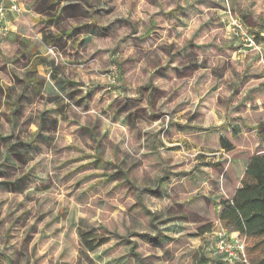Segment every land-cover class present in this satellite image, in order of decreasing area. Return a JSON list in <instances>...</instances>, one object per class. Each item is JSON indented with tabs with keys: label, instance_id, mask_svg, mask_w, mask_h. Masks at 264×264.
Masks as SVG:
<instances>
[{
	"label": "rangeland",
	"instance_id": "obj_1",
	"mask_svg": "<svg viewBox=\"0 0 264 264\" xmlns=\"http://www.w3.org/2000/svg\"><path fill=\"white\" fill-rule=\"evenodd\" d=\"M0 4L11 23L0 26V264L214 257L221 226L205 219L188 187L168 186L179 170L167 172L163 155L180 146L208 167L230 156L153 143L174 123L214 129L225 110L248 132L240 140L264 152V0ZM56 98L60 116L51 112ZM202 229L210 232L198 238ZM85 236L101 246L88 249Z\"/></svg>",
	"mask_w": 264,
	"mask_h": 264
},
{
	"label": "crops",
	"instance_id": "obj_2",
	"mask_svg": "<svg viewBox=\"0 0 264 264\" xmlns=\"http://www.w3.org/2000/svg\"><path fill=\"white\" fill-rule=\"evenodd\" d=\"M228 18L232 19L233 16H229ZM16 19L14 21H16ZM246 22V27H248V29H252L253 26L249 22ZM5 23L11 25L8 20ZM21 29H26L25 25H21ZM256 33L258 34V32ZM229 39L235 44L238 42V40H235L231 35L229 36ZM59 82H61V80ZM217 89L218 93L220 88L217 87ZM60 102V99L56 98V105L51 110V112H54L57 116L65 113V107L64 105H61ZM221 104L222 103H219L216 106L213 103L212 107L216 106L220 108ZM216 119V124H218L217 127L201 131L193 126L187 129L181 124L174 123L171 125L170 129H168V134L163 136V138L155 140L153 146L157 148L160 146L161 148H165V145L167 144V146L172 145L171 147H177L176 145L184 143L189 145H198L208 150L220 149V151L225 153V155L231 157H229L228 161H222L221 163L218 162L212 167H208L209 162L207 158L205 159L204 157L198 156L200 158H190V161L188 160V157L181 152L182 149L180 146L173 149L167 147L169 150L166 153L164 152L163 155V159H167L170 163H172L170 164L167 172L169 170H172V172L175 169L179 170L176 174L178 179L173 178L170 183H168V186H175L176 183L181 184V186L179 185L180 193L184 194L187 192L186 187H188V197H192L197 194L195 198L199 201L201 206L199 211L204 215L205 219L208 218L209 222L213 223L214 226L215 224L216 226L220 225L221 227L219 229H227L224 223L220 220V214L223 209L221 201H231L233 199L236 191L241 186V180L245 174L250 158L255 154L264 152L252 151L249 149L250 147L248 143L246 144V142L244 143L240 140V138H244L243 134L248 132L243 125L239 124L240 127L242 126L240 129V127L235 125V120L228 119L225 110H223L222 113H219ZM154 149L156 150V148H151L149 153L152 156V160H157V152ZM187 164H189V166H187ZM183 198L186 199V195H184ZM184 199L182 200L183 204L180 200H178L174 204V207L183 208L184 204H186ZM176 214V217L181 220L184 219L186 212L182 209V211H177ZM228 231L232 233V236H238V232ZM209 232L210 231L208 230L202 229L198 238H204L207 234H209ZM210 257L215 259V256Z\"/></svg>",
	"mask_w": 264,
	"mask_h": 264
},
{
	"label": "trees",
	"instance_id": "obj_3",
	"mask_svg": "<svg viewBox=\"0 0 264 264\" xmlns=\"http://www.w3.org/2000/svg\"><path fill=\"white\" fill-rule=\"evenodd\" d=\"M258 40V37L256 36ZM223 209L220 220L230 231L238 232V237L245 243L246 261L234 264H264V153L250 158L241 186L233 199L222 200ZM84 244H89L85 239ZM95 250L101 244L87 245ZM143 261V260H142ZM141 264H143L141 262ZM192 264H226L220 257L211 258L199 253Z\"/></svg>",
	"mask_w": 264,
	"mask_h": 264
},
{
	"label": "built area",
	"instance_id": "obj_4",
	"mask_svg": "<svg viewBox=\"0 0 264 264\" xmlns=\"http://www.w3.org/2000/svg\"><path fill=\"white\" fill-rule=\"evenodd\" d=\"M10 10H17V4L12 3ZM8 9L0 4V26L6 19ZM238 29H242L240 23H236ZM256 35H249L248 41L250 45H255ZM257 40V39H256ZM257 45V44H256ZM255 45V46H256ZM215 246L213 253L216 257H220L226 264H234L237 261H246L245 243L238 236H232L227 229L221 228L215 232Z\"/></svg>",
	"mask_w": 264,
	"mask_h": 264
}]
</instances>
